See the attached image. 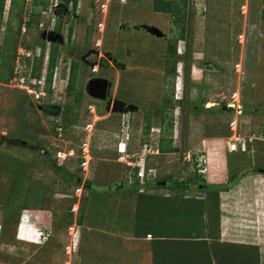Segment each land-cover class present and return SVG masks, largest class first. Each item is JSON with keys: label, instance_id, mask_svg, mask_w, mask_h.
<instances>
[{"label": "rangeland", "instance_id": "rangeland-1", "mask_svg": "<svg viewBox=\"0 0 264 264\" xmlns=\"http://www.w3.org/2000/svg\"><path fill=\"white\" fill-rule=\"evenodd\" d=\"M8 1L0 22L4 51L16 56L27 41L49 57L56 47L59 76L55 90L46 85L39 107L10 82L14 58L0 71V264H151L149 238L133 236V191L116 185L138 181L149 185L141 188L146 194L169 196L157 184L165 179L194 180L205 189L227 185L219 194L220 240L256 247L264 264V0H166L170 13L154 12L153 0H75L72 13L71 0H15L12 8ZM28 19L31 26L18 33ZM168 45L175 55L166 54ZM34 58L39 78L44 58L40 68ZM71 64L76 77L69 89ZM94 79L108 84L106 107L87 93ZM172 87L191 89L190 98L205 106L193 112L175 105L169 127L160 108ZM118 99L131 104H125L131 115L110 114L114 100L123 105ZM213 104L229 110L214 111ZM161 141L170 153L160 151ZM238 174L243 178L229 185ZM108 186L115 189L105 193ZM184 194L206 197L196 188ZM158 202L167 223L187 226V208L180 219L173 201Z\"/></svg>", "mask_w": 264, "mask_h": 264}, {"label": "trees", "instance_id": "trees-1", "mask_svg": "<svg viewBox=\"0 0 264 264\" xmlns=\"http://www.w3.org/2000/svg\"><path fill=\"white\" fill-rule=\"evenodd\" d=\"M6 0H0V22L3 20L4 5ZM15 0H10L11 8L14 6ZM184 4V1H182ZM46 7V5H44ZM153 10L156 13H170L172 11L171 1L166 0H153ZM38 13L36 16L38 17ZM185 15L181 13H176L175 19L184 18ZM38 25V22L35 23ZM29 28L31 23L28 19L26 24L22 21L16 26V31L21 32L22 26ZM10 20L7 23L6 36L7 40L14 38L11 31ZM57 31L60 30L59 27L56 28ZM178 39L183 40L186 38V31L184 29H179ZM72 33V27L68 30V35ZM31 46V44H30ZM6 45H0V71L4 67H10L9 58H14L15 51L12 53H7L4 51ZM32 47V46H31ZM190 48V47H189ZM172 54H176V47L172 46L170 49ZM43 53L38 61V67L42 65ZM57 59V48L52 47L49 54L48 61V75H47V85L49 86L52 80V71L55 67V62ZM0 72V80H2V73ZM190 72V67H186V74ZM8 76H11L10 72ZM76 77V65L71 64L70 77L68 81L67 88L72 89ZM57 126V125H56ZM56 126L52 127L51 131L53 135H57ZM149 131V126H146L144 132ZM2 138V137H1ZM159 149L161 152H168L171 150L170 146L166 147L163 141L159 144ZM53 166L57 171H65L64 165H58L56 159L51 161ZM66 172V171H65ZM71 174V173H69ZM67 173V178L72 181V183L79 184V179L74 177V175H69ZM137 174V171L136 173ZM258 174V171L256 172ZM243 174H238L235 178L229 179V185L234 184L236 181L243 178ZM171 182L169 179H165ZM193 180H187L185 182H172L173 185L168 187V190L172 191V195L161 196L156 194H146L141 191V188L148 189L149 185L139 186L138 181L126 185L123 182H119L116 188L122 187L125 189L128 187L132 189L133 196L136 202V223L132 229L133 236L136 239H145L147 236H151V249H152V264H260V255L258 249L251 245L234 244L228 242L220 241V210H219V194L227 190L228 186L222 185H212L208 186L207 189L202 187L197 188L200 182ZM228 182V181H227ZM93 184L89 186V191ZM151 188L157 189L158 186L152 185ZM113 186H108L105 189V193L109 192ZM196 188L198 192L205 193L206 197L201 199L188 198L186 197L185 190H190ZM91 192V191H90ZM166 202L173 201L171 204L176 208L179 213L184 208H187V226L181 227L180 222H169L163 219L162 212H158L164 208L163 204L158 202L159 200ZM170 204V202L168 203ZM43 205L39 204V210H43ZM23 208H29L27 202L23 204ZM10 207H6L3 214H6V210ZM191 209V211H190ZM158 213V215H157ZM149 216V217H148ZM81 222V216L79 217ZM182 219V216H179ZM195 219V220H194ZM146 220V221H145ZM198 223H196V222ZM180 224V225H179ZM147 228H144V227Z\"/></svg>", "mask_w": 264, "mask_h": 264}, {"label": "built area", "instance_id": "built-area-1", "mask_svg": "<svg viewBox=\"0 0 264 264\" xmlns=\"http://www.w3.org/2000/svg\"><path fill=\"white\" fill-rule=\"evenodd\" d=\"M10 4V0L8 1ZM25 26H22L21 33L25 34ZM23 45H21V48L17 52L16 56L14 57V65L11 75V83H14L16 87H18L21 90H24L34 101V103H37V105L40 107V104L42 100L46 96V85H47V75L48 73V60L49 57L47 54L43 55V68H41L42 72L40 74V77L34 76L33 73V63H34V57L40 58L42 55V50L40 51L39 48L32 49L30 46V43L27 41L22 42ZM42 67V65H41ZM54 71V69H53ZM69 71V69H68ZM68 73V72H67ZM59 76L57 68L53 72L52 75V90H55V82L57 80V77ZM68 79L65 78L66 86ZM48 86V85H47ZM119 153H123L125 151L124 144L119 145L118 149ZM58 158H61L62 152L58 151L57 153ZM0 231H1V225H0ZM147 238H151V236H147Z\"/></svg>", "mask_w": 264, "mask_h": 264}, {"label": "flooded vegetation", "instance_id": "flooded-vegetation-1", "mask_svg": "<svg viewBox=\"0 0 264 264\" xmlns=\"http://www.w3.org/2000/svg\"><path fill=\"white\" fill-rule=\"evenodd\" d=\"M75 2H76L75 0H71L70 1V9H69V11L71 13L74 12L73 6H74ZM183 40H185V39H183ZM179 41H181V40L179 39ZM172 46H175V45H168L167 46L166 54H168V55H175V54H172L170 52V49L172 48ZM176 53H177V50H176ZM179 54H180V56H183L185 53H181L180 52ZM167 63L173 64V60H170V59L167 60L166 59V64ZM174 66H175V64H174ZM165 77L169 78L170 75L166 72ZM173 79H174V76L172 77V80ZM190 91H191V89L190 90L189 89H184V88H182V89L176 88L175 89V88L172 87L171 93L166 94V91H165V93H162V96L165 99L162 98V100H161L162 101L161 102V108H160V119H161V122L166 123L169 127H172L173 126L172 125V122L173 121L171 120V117H172V111H173V108L175 107V105L176 106L179 105L180 107H178V108L181 109V110H182V108L184 106H187L193 112H196V111H198L199 109H202L205 106L203 103L200 102L199 99L198 100L191 99L190 98V94H191ZM117 94H118V90H116V95ZM177 94H179L181 96L180 97H177L176 96ZM106 95H108L107 91H105L104 94H103V96H102V98H100V100L103 99L101 102L102 103L104 102L105 107L107 106V104H106V98H104ZM174 95L176 96V99H175V101H172L171 98H173ZM168 96H171V98H169ZM118 100H119V102L120 101H123V99L122 100L118 99ZM164 100H165V102H164ZM125 104L131 105L130 103L127 102V100L126 101H123V105H122V103H121V105H119L118 104V101L117 100H114V102L111 104V113L110 114H116V113L120 112L121 114L124 115V114H127V112H128L131 115L132 114V110L127 111V107H125ZM108 106H110V105H108ZM211 106H212V109L214 111L215 110H219V109L220 110H224V111H228L229 110V109H226L224 106H220V105H214L213 104ZM128 119H130V117H128ZM149 119H150V115H144L143 120L146 122L145 123L146 125L143 128V132H144V129L146 128V126H149V124H148ZM149 129H150V126H149ZM170 152H171V150L168 151V152H166V153H170ZM157 184L160 185L161 187H165V188L171 187L173 185L172 182H168L167 180H163L162 182H157ZM202 187L205 188V185H202V184H198L197 185V188L198 189H201ZM185 191H187V190H185Z\"/></svg>", "mask_w": 264, "mask_h": 264}, {"label": "water", "instance_id": "water-1", "mask_svg": "<svg viewBox=\"0 0 264 264\" xmlns=\"http://www.w3.org/2000/svg\"><path fill=\"white\" fill-rule=\"evenodd\" d=\"M108 84L100 79L90 80L86 90L87 93L94 98H102L104 92L107 90ZM264 174V170H260Z\"/></svg>", "mask_w": 264, "mask_h": 264}, {"label": "crops", "instance_id": "crops-1", "mask_svg": "<svg viewBox=\"0 0 264 264\" xmlns=\"http://www.w3.org/2000/svg\"><path fill=\"white\" fill-rule=\"evenodd\" d=\"M140 240H145V239H140ZM151 240H152V238H150L149 241H148V246H149L148 248H150L149 251H150V254H151V264H152L153 260H152ZM221 242H223V241H221Z\"/></svg>", "mask_w": 264, "mask_h": 264}, {"label": "bare ground", "instance_id": "bare-ground-1", "mask_svg": "<svg viewBox=\"0 0 264 264\" xmlns=\"http://www.w3.org/2000/svg\"><path fill=\"white\" fill-rule=\"evenodd\" d=\"M213 147V146H212ZM215 164V163H214ZM213 165V164H212ZM210 167H211V163H210ZM211 169H212V167H211Z\"/></svg>", "mask_w": 264, "mask_h": 264}, {"label": "clouds", "instance_id": "clouds-1", "mask_svg": "<svg viewBox=\"0 0 264 264\" xmlns=\"http://www.w3.org/2000/svg\"><path fill=\"white\" fill-rule=\"evenodd\" d=\"M229 152H233V151H231V150L229 149Z\"/></svg>", "mask_w": 264, "mask_h": 264}]
</instances>
